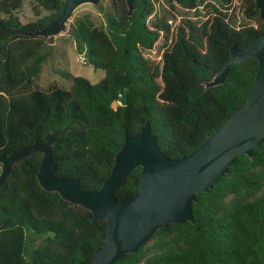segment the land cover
I'll list each match as a JSON object with an SVG mask.
<instances>
[{"label":"trees","instance_id":"1","mask_svg":"<svg viewBox=\"0 0 264 264\" xmlns=\"http://www.w3.org/2000/svg\"><path fill=\"white\" fill-rule=\"evenodd\" d=\"M155 1L134 0L127 17L125 0H109L100 26L87 14L75 17L69 31L75 50L104 76L91 83L64 72L69 89L52 83L43 90L33 81L48 43L31 33L61 14L63 0H33L34 16L26 20L18 13L22 0H0V154L51 133L56 174L92 191L109 175L125 136L145 123L170 158L188 154L222 125L245 101L257 60L232 65L222 85L205 88L204 82L230 47L264 32L254 1L239 0V26L234 10L228 14L233 0H171L187 10L210 7L199 23L179 18L174 24L151 19ZM40 10L47 14L39 17ZM122 93L126 105L119 104ZM41 157L36 152L13 164L0 187V264H91L107 223L45 191L36 177ZM140 170L117 186L116 198L138 192ZM192 215L190 222L161 225L137 252L113 264H264V142L196 195Z\"/></svg>","mask_w":264,"mask_h":264},{"label":"water","instance_id":"2","mask_svg":"<svg viewBox=\"0 0 264 264\" xmlns=\"http://www.w3.org/2000/svg\"><path fill=\"white\" fill-rule=\"evenodd\" d=\"M264 22V0H253ZM100 0H63L61 14L31 35L46 41L70 30L74 11L81 5H99ZM126 16L134 10V0H125ZM249 58L257 60L255 76L245 101L202 143L188 154L170 158L164 154L152 134L150 123L139 132L126 135L115 153L110 173L98 189L80 190L79 180L57 175L51 155L52 134L43 142L35 141L9 154H0V187L13 164L39 152L41 161L36 173L39 185L62 199L84 207L90 220H105L104 242L94 250L91 264H113L127 253L137 252L161 225L193 221L192 203L226 175L238 155H252V149L264 142V32L241 47H230L222 67L204 87L225 83L230 68ZM122 93L119 104L126 105ZM136 167H140L138 192L118 199L117 186Z\"/></svg>","mask_w":264,"mask_h":264},{"label":"rangeland","instance_id":"3","mask_svg":"<svg viewBox=\"0 0 264 264\" xmlns=\"http://www.w3.org/2000/svg\"><path fill=\"white\" fill-rule=\"evenodd\" d=\"M209 1L214 3V0ZM239 3V0H233V8L228 10L230 18L234 10V17H232V20L235 26H239L243 23L242 16L238 10ZM33 5V0H22V7L18 13L22 15L23 20L34 16ZM109 7V0H100L97 6L91 4L81 5L74 11L71 23L75 17L87 14L95 25H103L105 22L104 11L108 10ZM209 11L210 7H205L204 4L196 9L187 10L173 3L171 0H156L155 12L151 19L166 18L169 22L172 21L171 23L174 24L175 19L188 18L199 23L207 17ZM46 14V11L40 10L39 17ZM69 31L52 37L47 41L48 55L42 64L39 74L33 81L35 86L45 90L52 83H56L60 87L69 89L72 85V80L71 77L64 75V72L72 76L86 78L91 83H96L103 78L104 71L102 69H94L89 64L82 63L85 58L83 55H79L76 52L75 43ZM150 55L153 56L154 52L151 51Z\"/></svg>","mask_w":264,"mask_h":264},{"label":"built area","instance_id":"4","mask_svg":"<svg viewBox=\"0 0 264 264\" xmlns=\"http://www.w3.org/2000/svg\"><path fill=\"white\" fill-rule=\"evenodd\" d=\"M82 63L85 64V60H83Z\"/></svg>","mask_w":264,"mask_h":264}]
</instances>
